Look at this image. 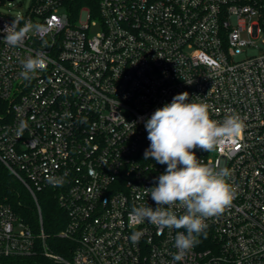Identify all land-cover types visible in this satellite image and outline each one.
Instances as JSON below:
<instances>
[{"label": "built area", "instance_id": "2783aa9c", "mask_svg": "<svg viewBox=\"0 0 264 264\" xmlns=\"http://www.w3.org/2000/svg\"><path fill=\"white\" fill-rule=\"evenodd\" d=\"M77 2L32 0L21 15L0 14V163L29 193L38 225L35 232L0 203V257L264 264V51L235 59L254 40L264 43V0ZM16 17L32 30L12 48L3 30ZM37 53L47 68L24 80L20 61ZM183 92L189 102L206 103L213 120L238 114L244 130L213 152L194 149L203 163L230 169L237 192L223 214L206 220V237L174 261L175 235L185 230L161 231L130 212L143 203L156 207L145 189L167 167L144 158L145 121ZM40 193L64 214L55 237L65 245L48 242ZM136 230L143 235L134 244Z\"/></svg>", "mask_w": 264, "mask_h": 264}, {"label": "clouds", "instance_id": "9594fccd", "mask_svg": "<svg viewBox=\"0 0 264 264\" xmlns=\"http://www.w3.org/2000/svg\"><path fill=\"white\" fill-rule=\"evenodd\" d=\"M22 19L14 18L3 30V42L12 48L22 46L32 30L30 21L20 26ZM20 64V75L30 80L38 71L46 70L48 61L45 55L37 53L22 59ZM25 127L21 122L17 137L23 135ZM145 129L150 141L144 152L145 160L152 158L167 167L158 177V184L145 189L156 207L147 203L133 206L130 216L133 221H147L161 231L184 229L177 231L174 238L177 251L173 260L180 261L200 242L201 235L206 237V220L223 214L237 192L230 183V169H217L203 163L194 149L213 152L225 142L234 141L242 134L244 122L238 114L228 115L223 121L213 120L206 103L189 102V93L183 92L157 108L145 121ZM61 180L57 178L53 182ZM142 235V231H133L130 240L138 243Z\"/></svg>", "mask_w": 264, "mask_h": 264}, {"label": "trees", "instance_id": "16d2710c", "mask_svg": "<svg viewBox=\"0 0 264 264\" xmlns=\"http://www.w3.org/2000/svg\"><path fill=\"white\" fill-rule=\"evenodd\" d=\"M6 0H0V4ZM79 5L80 0H77ZM76 4V5H77ZM39 204L42 211L43 226L47 234H49L48 242L58 245H65L66 241L55 237L61 231L65 224L63 212L57 207L53 197L49 194H38ZM0 203L9 204L13 212L21 218V220L31 226L36 232L38 229L36 210L25 189L24 185L14 177L0 163ZM61 253V251H59ZM0 264H51L47 259L41 256H32L27 258H1Z\"/></svg>", "mask_w": 264, "mask_h": 264}, {"label": "rangeland", "instance_id": "374dc122", "mask_svg": "<svg viewBox=\"0 0 264 264\" xmlns=\"http://www.w3.org/2000/svg\"><path fill=\"white\" fill-rule=\"evenodd\" d=\"M32 3V0H12V1H5L4 3L0 4V14L6 16H18L23 14L25 11L28 10ZM81 20L83 22L86 21V14L83 12L81 14ZM98 27H93L90 30V34H95L98 32ZM255 47H247L243 49V51L235 56L236 60H241L249 56L257 55L261 51H264V43L260 40H254Z\"/></svg>", "mask_w": 264, "mask_h": 264}, {"label": "water", "instance_id": "95a60500", "mask_svg": "<svg viewBox=\"0 0 264 264\" xmlns=\"http://www.w3.org/2000/svg\"><path fill=\"white\" fill-rule=\"evenodd\" d=\"M7 1H12V0H7Z\"/></svg>", "mask_w": 264, "mask_h": 264}]
</instances>
